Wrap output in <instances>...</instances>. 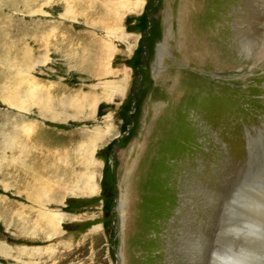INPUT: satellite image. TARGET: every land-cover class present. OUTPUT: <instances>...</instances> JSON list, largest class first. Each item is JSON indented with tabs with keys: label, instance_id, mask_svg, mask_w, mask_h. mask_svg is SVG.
<instances>
[{
	"label": "rangeland",
	"instance_id": "374dc122",
	"mask_svg": "<svg viewBox=\"0 0 264 264\" xmlns=\"http://www.w3.org/2000/svg\"><path fill=\"white\" fill-rule=\"evenodd\" d=\"M240 251L264 264V0H0V264Z\"/></svg>",
	"mask_w": 264,
	"mask_h": 264
},
{
	"label": "bare ground",
	"instance_id": "6f19581e",
	"mask_svg": "<svg viewBox=\"0 0 264 264\" xmlns=\"http://www.w3.org/2000/svg\"><path fill=\"white\" fill-rule=\"evenodd\" d=\"M190 12H191V10H190ZM218 38V37H217ZM200 47H199V51H200V53H202V51H205V49H206V47H205V41H204V39H203V37H201L200 38V40L198 41V43H197ZM232 49V48H231ZM206 52V51H205ZM204 53V52H203ZM205 54V53H204ZM209 55H210V57L212 58V61L215 63V66H221V64H222V62L221 61H223L222 60V58L223 57H227L228 55H230L229 54V51H226L224 48H222V46L221 47H219V45H216V46H213L211 49H210V53H209ZM229 63H230V61H229ZM224 64H222V66H223ZM184 93V92H183ZM94 136V139H93V143H94V140H96L95 138L97 137V136H95V135H93ZM101 138H103L102 136H101ZM98 139V138H97ZM96 190H97V188H95V187H93V188H91L90 190H85L86 192H88V193H90L91 195H93V194H96L95 192H96ZM85 192V193H86ZM119 204H120V206L121 207H123V200H119ZM186 230V229H185ZM189 232V231H188ZM190 234V233H189ZM192 234V233H191ZM197 237H198V239H199V241H200V238L202 237V234H197ZM202 240V239H201ZM233 253V252H232ZM239 253V255H237L236 256V260H234V259H231V258H235V256H234V254L235 253H233L232 255H231V253H229L230 254V256H233V257H228L229 258V260L227 259V258H225V259H227L228 260V262H230V263H232L233 261V263L232 264H252L249 260H248V257L250 256L249 255V253H247V252H243V251H240V252H238ZM240 253H241V255H240ZM199 256V255H198ZM224 256H226V255H224ZM228 256V255H227ZM241 256H243L242 257V259H241ZM203 257V256H202ZM223 259H224V257H222ZM224 259V260H225ZM218 260V259H217ZM221 260V259H220ZM223 260V261H224ZM231 260H232V262H231ZM222 261V262H223ZM200 262V261H199ZM215 262H216V260H215ZM218 262V261H217ZM227 262V261H226ZM226 263V264H229V263ZM220 263V262H219ZM223 264V263H222Z\"/></svg>",
	"mask_w": 264,
	"mask_h": 264
},
{
	"label": "crops",
	"instance_id": "0c3cea01",
	"mask_svg": "<svg viewBox=\"0 0 264 264\" xmlns=\"http://www.w3.org/2000/svg\"><path fill=\"white\" fill-rule=\"evenodd\" d=\"M82 187H83V186H82ZM82 189H83L82 191L86 190V189H85V187H84V188H82Z\"/></svg>",
	"mask_w": 264,
	"mask_h": 264
}]
</instances>
